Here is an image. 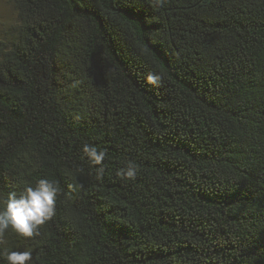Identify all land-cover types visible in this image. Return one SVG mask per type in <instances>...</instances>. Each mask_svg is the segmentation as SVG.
Wrapping results in <instances>:
<instances>
[{
	"label": "trees",
	"instance_id": "16d2710c",
	"mask_svg": "<svg viewBox=\"0 0 264 264\" xmlns=\"http://www.w3.org/2000/svg\"><path fill=\"white\" fill-rule=\"evenodd\" d=\"M10 2L0 208L42 178L59 191L0 264H264V0Z\"/></svg>",
	"mask_w": 264,
	"mask_h": 264
},
{
	"label": "clouds",
	"instance_id": "9594fccd",
	"mask_svg": "<svg viewBox=\"0 0 264 264\" xmlns=\"http://www.w3.org/2000/svg\"><path fill=\"white\" fill-rule=\"evenodd\" d=\"M158 80V76H148L150 83L155 84ZM83 151L94 165H102L105 160V151H98L95 146L85 145ZM98 170L103 171L102 168ZM120 174L134 179L135 167L129 164ZM58 191L53 181L42 178L35 186L28 184L19 193H8L4 206L0 208V237L9 229L23 237L38 235L40 227L55 215ZM4 259L7 264H30L33 254L31 251H6Z\"/></svg>",
	"mask_w": 264,
	"mask_h": 264
},
{
	"label": "rangeland",
	"instance_id": "374dc122",
	"mask_svg": "<svg viewBox=\"0 0 264 264\" xmlns=\"http://www.w3.org/2000/svg\"><path fill=\"white\" fill-rule=\"evenodd\" d=\"M17 26V15L10 0H0V48H7Z\"/></svg>",
	"mask_w": 264,
	"mask_h": 264
}]
</instances>
